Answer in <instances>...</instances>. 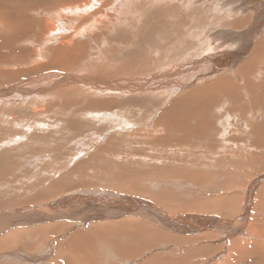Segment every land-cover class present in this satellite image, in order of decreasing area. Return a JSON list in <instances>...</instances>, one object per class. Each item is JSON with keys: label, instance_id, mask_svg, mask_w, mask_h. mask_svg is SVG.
Wrapping results in <instances>:
<instances>
[{"label": "rangeland", "instance_id": "1", "mask_svg": "<svg viewBox=\"0 0 264 264\" xmlns=\"http://www.w3.org/2000/svg\"><path fill=\"white\" fill-rule=\"evenodd\" d=\"M160 2L117 0L105 26L76 38L86 45L69 68L31 55L49 60L37 34L52 6L25 9L35 35L0 45V264H264L239 243L243 222L264 228V91L237 68L245 54L226 59L254 46L264 0ZM0 3L12 12L29 2ZM64 22L69 31L73 18ZM232 75L234 97L207 88ZM120 199L167 222L101 212L102 200ZM194 220L228 234L189 233Z\"/></svg>", "mask_w": 264, "mask_h": 264}, {"label": "bare ground", "instance_id": "2", "mask_svg": "<svg viewBox=\"0 0 264 264\" xmlns=\"http://www.w3.org/2000/svg\"><path fill=\"white\" fill-rule=\"evenodd\" d=\"M3 1V0H1ZM20 4H21V0H17ZM27 1V0H26ZM41 2L39 3V0H28V6L26 5L25 7H21L20 9H18L17 7H15L13 9L12 12H14L15 14L13 15L12 12L10 11H7V10H3V3H0V13L7 19L5 20V22H3V20L1 21L0 23V28H3V31H10L11 29V34H10V37H9V40L7 41L6 40H3V38L0 39V45L3 44V41L4 42H10L11 41H14L15 39H19L21 36L25 35V34H34L36 33V29L39 27V23H37V21H39L38 19H34V24L32 23L30 17L27 16V14H23V11H25V9H30L32 7H34L35 9L37 7H41V3L43 6H52V8H48L50 9V11H47L48 12H51L53 13V16L50 20L51 21H45L42 23V26L41 29H40V32H38V38L39 39H44L45 42L48 43V46L52 45L51 47H48V48H45L47 50L44 51L45 54H47L49 56V60H46L45 61V57L43 56V52L37 50V49H33L31 50L32 53V57L35 58L37 57V60L39 62H42V66L44 65V69L45 67L48 68L47 66L50 65L51 66H55V65H64V68H69V65L71 63H74L76 62L75 58L76 56H80L79 53H72L73 50L75 49H81L82 50V46L86 45L84 43H81L82 41H80L79 39H76V38H79L78 36H81V37H88L91 36L92 34L95 33V29L97 30V27H100V26H105L106 22H105V18L109 16V13L111 12L110 9H111V6L113 5V3H115L117 0H40ZM83 1V2H82ZM123 1V0H122ZM170 1V0H169ZM174 1V0H173ZM179 1V0H178ZM23 2V1H22ZM26 3V2H25ZM157 3V2H156ZM159 3L160 0H159ZM15 4V3H14ZM117 4L119 5L120 3L117 2ZM125 4V2L123 3ZM55 5V6H54ZM54 6V7H53ZM124 6V5H123ZM126 6V5H125ZM113 7V6H112ZM33 8V9H34ZM45 8V7H43ZM115 8V7H113ZM118 8V7H117ZM32 9V10H33ZM42 9V8H41ZM116 9V8H115ZM45 10V11H46ZM30 11V10H29ZM32 12H35V11H32ZM25 13V12H24ZM122 13V12H121ZM30 15V13H29ZM33 16V15H32ZM120 16V14H119ZM72 17L73 18V21H74V24L71 25L70 27V24H69V31L66 29L67 27L65 26V23L64 22L65 20H69V18ZM32 18V17H31ZM119 18V17H118ZM25 19V20H24ZM48 19V18H47ZM12 21V25H11V28H10V23ZM108 21V20H107ZM70 22V21H69ZM68 23V22H67ZM41 24V23H40ZM117 24V23H116ZM3 25V26H2ZM22 26H23V29H22ZM117 27V26H116ZM115 27V28H116ZM15 28H18V29H15ZM105 28V27H104ZM39 29V28H38ZM257 30V29H256ZM264 30V29H262ZM261 30V31H262ZM259 31L257 34V36H259L257 38L256 41H254V46L252 47V43L250 45H247L245 44L244 47L240 48V49H233L231 51V53L227 54V58H229L228 61H231V59L237 55H240V58H242L241 56H247L245 58V60L241 61V62H237V68L241 71V73L243 71H245V73H242L243 74H246L248 75L247 77L249 78H254L256 80L255 84L256 83H259L260 85H262V91H264V31ZM254 32V31H253ZM261 32V33H260ZM71 34V35H70ZM35 35V34H34ZM95 35V34H94ZM256 35V34H255ZM256 37V36H255ZM6 38V37H5ZM252 38V37H251ZM23 39V38H22ZM81 39V38H80ZM86 39V38H85ZM82 40V39H81ZM18 42V41H17ZM16 42V43H17ZM35 42V41H34ZM37 42V41H36ZM39 42H43V41H39ZM44 42V43H45ZM230 42V41H229ZM14 43V42H13ZM20 43V42H19ZM16 45V44H15ZM227 45V43H226ZM38 46V45H37ZM9 47L11 46H8V43L7 45L3 46L4 49H7L9 50ZM35 48V47H34ZM215 45L213 44V46L211 45L210 46V51H214L215 50ZM218 48V47H217ZM30 51V52H31ZM20 52V51H19ZM28 54L29 51L27 52ZM15 54V52H14ZM21 54H22V51H21ZM13 55V53H12ZM25 55V54H24ZM7 56V55H6ZM11 56V55H10ZM6 57L9 59V57ZM244 56V57H245ZM232 57V58H231ZM220 58V57H219ZM238 59V60H242V59ZM21 59V58H20ZM4 60V59H3ZM225 60V59H224ZM237 60V58H236ZM9 61H12V60H9ZM79 61V60H78ZM228 61L226 63H228ZM214 62V61H213ZM218 62V61H217ZM220 62V61H219ZM4 63V62H3ZM35 63V62H34ZM221 63V62H220ZM21 64V62H20ZM236 64V62H234V65ZM218 66V65H217ZM224 66H228L227 64H224ZM35 67H40L39 65L35 66ZM34 67V69H35ZM211 67V66H210ZM30 68V67H29ZM42 68V67H41ZM40 68V69H41ZM51 69H53L51 67ZM57 69V68H56ZM21 70V69H20ZM38 70V69H37ZM11 71V70H10ZM41 71V70H40ZM46 71V70H45ZM237 71V70H236ZM44 72V71H43ZM226 72V71H225ZM235 72V71H234ZM233 72V73H234ZM239 72V71H238ZM220 73V72H219ZM49 74V73H48ZM54 74V73H52ZM50 73V75H52ZM236 74V73H235ZM38 75V74H37ZM45 75V74H44ZM172 75V74H171ZM238 75V74H237ZM236 75V76H237ZM255 75L258 78H255ZM56 76V74H55ZM48 77V75H47ZM51 77H54V76H51ZM58 77V76H57ZM232 80L228 77H223V79H220L221 77H218L217 79H215L214 81H212L207 88H214L212 90V94L217 96V97H220V95L224 92L223 88H222V85L223 87H227V89H232L231 92L227 93V95L231 96V97H234V92L233 89L235 88V80L239 77H237L235 80L233 77H235V75H232ZM243 77V76H242ZM56 78V77H55ZM48 79V78H47ZM53 79V78H52ZM107 79V78H106ZM54 80V79H53ZM56 80V79H55ZM54 80V82H55ZM248 84H251L250 82H252V80H248V78L246 79ZM43 81V80H42ZM48 81V80H47ZM44 80V82H47ZM59 81V80H58ZM83 81V80H82ZM250 81V82H249ZM53 82V81H52ZM94 82V81H93ZM122 82V81H121ZM129 82V81H128ZM243 82V80H242ZM246 82V81H245ZM244 82V83H245ZM25 83V82H24ZM118 83V82H117ZM161 83V82H159ZM237 83H239L237 81ZM241 83V82H240ZM239 83V84H240ZM64 84V83H63ZM74 84V83H73ZM82 84V83H81ZM99 84V83H98ZM113 85V83H111ZM115 84V83H114ZM131 84V83H130ZM230 84V86H229ZM243 84V83H242ZM67 85V84H66ZM134 85V83H133ZM137 84H135L136 86ZM140 85V84H139ZM38 86H39V83H38ZM92 86V85H90ZM100 86V85H99ZM115 86V85H114ZM130 86V85H129ZM143 86V85H142ZM243 86V85H242ZM242 86H240L242 88ZM66 87V86H65ZM86 87V86H85ZM88 87V86H87ZM131 87V86H130ZM134 87V86H133ZM238 87V86H237ZM236 87V88H237ZM239 87V88H240ZM246 87V86H245ZM256 87V86H255ZM255 87L254 85H249L248 88H250V90L252 91H249L250 94L253 93V91H255ZM258 87V86H257ZM11 88V87H10ZM102 88V87H101ZM144 88V87H142ZM170 88V87H169ZM240 88V89H241ZM18 89V88H17ZM58 89V88H57ZM91 89V88H90ZM225 89V88H224ZM227 89L225 90V92H227ZM242 89H246V88H242ZM12 90V89H11ZM24 90V89H23ZM36 90V89H34ZM38 90V89H37ZM93 90V89H92ZM102 90V89H101ZM18 91V90H17ZM33 91V90H32ZM42 91V90H41ZM45 91V90H44ZM47 91V90H46ZM96 91V89H95ZM230 91V90H229ZM237 91V90H236ZM248 91V90H247ZM8 92V91H7ZM128 92V91H127ZM224 92V93H225ZM238 92V91H237ZM244 93V92H243ZM248 93V92H246ZM44 94V93H43ZM240 94V92H239ZM238 94V95H239ZM254 94V93H253ZM20 95V94H19ZM40 95V94H39ZM141 95V94H140ZM237 95V96H238ZM197 96V95H196ZM11 97V96H10ZM45 98V97H44ZM52 98V97H51ZM215 98V97H214ZM223 98V97H221ZM241 98V97H240ZM258 98V97H257ZM195 99V98H194ZM218 99V98H216ZM216 99L212 100V102H214ZM231 99V98H229ZM248 99V98H247ZM256 99V98H254ZM24 100V98H23ZM32 100V99H31ZM40 100V99H38ZM220 100V99H219ZM226 100V99H224ZM253 100V99H251ZM192 101V100H191ZM229 101V100H228ZM233 101V100H232ZM254 101V100H253ZM257 101V100H256ZM188 103V101H186ZM231 102V101H230ZM234 103V102H233ZM236 103V102H235ZM238 103V101H237ZM184 104V103H183ZM216 104V103H215ZM214 104V105H215ZM218 105V104H217ZM233 105V104H232ZM44 106V105H43ZM184 106V105H183ZM216 106V105H215ZM36 107V105H35ZM234 107V105L232 106ZM215 108V107H214ZM235 108V107H234ZM233 108V110H234ZM251 110V109H250ZM264 111V110H263ZM179 112V111H178ZM260 112L262 111H258L257 114H259ZM176 112H174L175 114ZM263 113V112H262ZM100 114V113H99ZM179 114V113H178ZM257 118V117H256ZM114 119V118H113ZM244 119V117H243ZM115 120V119H114ZM176 120V119H175ZM246 120V119H245ZM117 121V120H116ZM134 122V121H133ZM166 122V121H165ZM118 123V122H117ZM214 124V123H213ZM123 125V124H122ZM129 125V124H128ZM132 125V124H131ZM167 125V124H166ZM170 125V124H169ZM45 126V125H44ZM118 126V125H117ZM130 126V125H129ZM120 127V126H119ZM172 127V126H170ZM215 127V126H214ZM126 128V127H125ZM124 128V129H125ZM132 128V127H131ZM211 128V127H210ZM252 128H254L252 126ZM264 128V125L261 126V130ZM128 129V127L126 128ZM133 129V128H132ZM159 129V128H158ZM248 129V128H247ZM212 130V129H211ZM251 130V129H250ZM255 130V129H254ZM257 130V129H256ZM260 130V131H261ZM251 132V131H250ZM216 135V134H215ZM254 135V134H253ZM258 135V134H257ZM236 154V153H235ZM257 156V155H256ZM263 156V155H262ZM263 160H264V157H263ZM264 162V161H263ZM261 163V162H260ZM262 165V164H261ZM213 168V167H212ZM257 169H259L257 167ZM244 185V184H243ZM226 195V194H225ZM262 199V198H261ZM264 199V198H263ZM262 199V200H263ZM87 200V199H86ZM106 200V199H105ZM115 200V199H114ZM114 200H107V201H103L102 200V203H101V206H102V211L103 210L107 211V213H114L116 215V217H120V216H125V215H136V216H146V217H150V218H154V219H158L160 220L161 222H167L165 221L162 217H160L158 215L157 212L155 211H152L151 208H149V210L147 209H144L145 207H143L141 204H138V203H134L132 201H125V200H117V201H114ZM249 201L251 200L250 197L248 199ZM96 202V201H95ZM228 202V201H227ZM99 203V202H98ZM264 204V202H262ZM84 204V203H83ZM152 204V203H151ZM249 205V204H248ZM100 206V207H101ZM140 207V208H139ZM66 208V207H65ZM100 209V208H99ZM69 210V209H67ZM69 212V211H68ZM248 212V210H247ZM27 214V213H26ZM57 214V213H56ZM55 214V215H56ZM53 215V214H52ZM109 215V214H108ZM246 217H248V213L244 214ZM257 215V214H256ZM249 218V217H248ZM92 219V218H91ZM251 218H249L250 220ZM254 219V218H253ZM115 220V219H114ZM145 220V219H144ZM246 220V219H244ZM263 221V220H262ZM173 222V221H172ZM188 222H195V224H192L194 227H190L191 230L189 231V233H198L200 232L203 227L205 228H212L214 226V229L215 227H217V229L220 231V232H228L226 229L227 227H225V231L220 228L219 226L221 225L220 222H217L215 220H213V222L211 221H207V222H203L202 225H200V221L198 220H194V221H188ZM198 224H197V223ZM205 223L209 224V223H213V225L209 226V227H206L205 226ZM166 226H170L172 227L174 230H179L180 228H177L175 227L172 223H165ZM182 225V224H181ZM219 225V226H218ZM236 225V224H235ZM234 224H230L229 227H234L235 226ZM263 227V224L261 225ZM261 226H256L254 222H243V229L242 231H239L241 232V241L239 243H244V244H241L243 247L241 248H245V258H248L251 256V246L252 248L255 247V250H254V253H260V254H263L264 255V228H261ZM66 228V227H65ZM253 228H257L255 230H253ZM68 229V228H67ZM136 229V228H135ZM181 229H185L184 228H181ZM180 229V230H181ZM232 230V228H230ZM259 229V230H258ZM95 230H98V229H95ZM139 230V229H138ZM230 230V231H231ZM94 232V231H93ZM185 232V231H184ZM218 232V231H217ZM98 233V231L96 232ZM108 233V232H107ZM94 234V233H92ZM100 234V233H99ZM225 234V233H224ZM228 234V233H227ZM87 235V234H86ZM10 236V235H9ZM14 236V235H13ZM103 236V235H102ZM60 237V236H59ZM88 237V236H86ZM97 237V236H96ZM99 237V236H98ZM104 237V236H103ZM102 239V238H101ZM91 240L89 239V241H86L84 239H80L78 241L79 244H84V242H88L87 245H89L90 243H93L90 242ZM105 241V240H104ZM111 241V240H110ZM17 242V241H16ZM20 242V241H19ZM110 244V243H108ZM251 244V246H250ZM93 246V245H92ZM88 247H91V246H88ZM87 247V248H88ZM145 248V247H144ZM13 249V248H12ZM16 250V249H15ZM14 251V250H13ZM228 251V250H227ZM253 251V250H252ZM241 253V252H240ZM30 254V253H29ZM67 254V253H66ZM76 254V253H75ZM224 254V253H223ZM223 254H221L223 256ZM71 255V254H70ZM221 257V256H220ZM240 257V256H239ZM253 256H251L250 258H252ZM243 259H245L244 257H241ZM66 259V258H65ZM71 259V258H70ZM256 259V258H255ZM73 260V259H71ZM104 260V259H103ZM65 261V260H64ZM67 261V259H66ZM74 261V260H73ZM250 261V259H249ZM253 261V260H252ZM251 261V262H252ZM255 261V260H254ZM258 261V260H257ZM243 262H246V261H243L242 260V263ZM76 263V262H75ZM222 263V262H221ZM250 263V262H248ZM257 263V262H255ZM253 264V263H252Z\"/></svg>", "mask_w": 264, "mask_h": 264}]
</instances>
